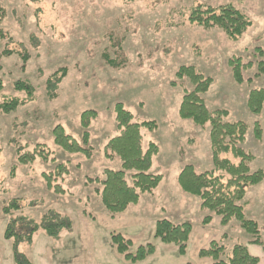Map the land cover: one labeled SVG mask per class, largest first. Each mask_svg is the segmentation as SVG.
Returning <instances> with one entry per match:
<instances>
[{"label":"rangeland","instance_id":"obj_1","mask_svg":"<svg viewBox=\"0 0 264 264\" xmlns=\"http://www.w3.org/2000/svg\"><path fill=\"white\" fill-rule=\"evenodd\" d=\"M202 3L233 4L252 25L234 41L220 28L191 24V7ZM0 7L5 11L0 30L6 36L0 34V50L25 48L30 54L25 67L17 54L0 57V104L12 97L27 100L9 114L0 109V208L13 198L20 199L21 206L12 215L0 211V264H16L14 242L4 235L11 218L41 222L53 212L68 217L71 226L57 237L39 229L30 242L21 243L18 250L33 264H211L199 252L213 240L229 249L244 243L264 264L263 246L251 243L252 235L237 219L221 224L220 217L202 209L201 199L184 192L177 180L186 164H193L198 172L214 168L210 125L198 126L179 116L185 90L194 88L188 78H178L181 66H195L212 78L202 95L207 107L227 110L226 121L247 125L241 147L255 157L250 171L264 167V107L254 114L247 102L251 90L264 88V73L258 68L264 55L256 51L264 49V0H0ZM234 57L254 64L243 71L241 83L230 65ZM60 68H66L67 75L51 99L47 79ZM19 80L33 86L31 99L15 89ZM118 103L135 121L152 122L142 129L144 150L150 142L158 145L150 172L163 179L152 192L142 193L136 204L112 217L101 202L98 181L106 169L118 170L122 165L107 148L120 132ZM86 110L96 112L88 127L81 120ZM257 124L262 128L260 139L254 132ZM58 125L81 144L88 132L87 152L69 153L58 146L53 134ZM41 150L46 158L37 155L27 164L18 161L19 154ZM221 157L239 162L232 153ZM59 165L67 172L59 174ZM217 174L228 178L225 172ZM241 203L245 216L258 223L264 242V181L248 187ZM208 214L213 219L204 225ZM161 218L192 224L185 255L178 246L155 238ZM116 233L132 241V252L146 243H153L156 252L141 262L128 261L112 244Z\"/></svg>","mask_w":264,"mask_h":264},{"label":"trees","instance_id":"obj_2","mask_svg":"<svg viewBox=\"0 0 264 264\" xmlns=\"http://www.w3.org/2000/svg\"><path fill=\"white\" fill-rule=\"evenodd\" d=\"M5 11L0 7V21H3ZM189 22L204 27L205 29L220 28L232 40L236 41L252 25L251 20L240 9L233 4H222L213 6L206 3L191 7ZM1 38H5L3 30H0ZM13 40L9 38V42ZM260 55H264L263 48H257ZM17 54L20 56L25 67L30 54L27 49L14 51L6 47L0 50V57ZM233 76L239 83L244 81L243 71L251 68L252 62L244 63L240 57H234L230 61ZM260 73H264V61L258 62ZM67 75L66 68H60L47 79L48 94L51 99L57 96V89L64 77ZM179 79L188 78L194 85L190 91L185 90L182 103L179 107V116L182 119L193 121L198 126L210 125V143L212 150V161L214 168L209 171L198 172L193 164H186L180 171L177 180L180 188L193 196L201 199V208L210 211L220 217L221 224L227 225L232 219H237L240 226L250 235L251 243L263 246L258 223L245 216L244 205L241 203L246 194L247 188L258 185L264 181V167L256 171H250V163L255 157L246 152L241 144L246 140L247 125L242 121L230 122L225 118L228 116L227 110L210 111L206 105L203 94L208 92L213 80L204 73L197 70L195 66H181L177 72ZM3 83L0 79V90ZM18 92H25L28 98L33 97V86L23 80L15 84ZM27 100L19 97L5 99L0 104L3 113L9 114L24 105ZM248 108L254 114L262 112L264 107V88H256L248 95ZM115 115L119 134L114 136L108 143L107 148L122 161L118 170L106 169L103 177L98 181L101 189L98 193L103 206L112 217L123 213L132 204H136L140 195L145 192H152L161 183L163 176L150 172L153 165V157L159 152L156 143L150 142L148 148L144 150L142 129L151 127L152 122H138L134 120L133 114L118 103L115 106ZM96 116L94 110H86L82 113L81 120L84 127H88L90 120ZM256 138H262V128L259 124L255 126ZM54 141L62 149L69 153L87 152L84 146L89 141V134H84L83 144L67 134L62 125H58L53 130ZM2 149L0 148V155ZM232 153L239 159L234 163L231 159L221 157L222 154ZM47 157L44 150L19 154L18 161L23 164L33 162L36 156ZM60 173L67 172L64 165H59ZM225 172L227 180L223 175L217 173ZM128 172H131V183L128 181ZM48 183L53 184L52 176H48ZM56 189L60 192V186L56 184ZM20 199L13 198L9 203L0 208L5 215H12L14 211L20 210ZM213 219L212 214L204 217L202 223L208 225ZM71 226V221L66 216L52 213L51 216L43 218L41 222L27 219L26 217L11 218L8 222L4 235L6 239L13 240L16 264H33L31 259L18 250V246L23 242H30L33 234L43 229L49 236L57 237L63 229ZM193 226L189 221L181 223L173 222L168 218H161L155 225V238L160 239L165 244L178 246L179 253L185 255L187 244ZM112 244L116 250L133 263L146 260L156 252L153 243H146L130 251L133 243L123 234L112 235ZM201 258H210L211 264H259L261 258L251 254L248 246L244 243H235L229 246L220 241L213 240L208 248L200 250Z\"/></svg>","mask_w":264,"mask_h":264},{"label":"crops","instance_id":"obj_3","mask_svg":"<svg viewBox=\"0 0 264 264\" xmlns=\"http://www.w3.org/2000/svg\"><path fill=\"white\" fill-rule=\"evenodd\" d=\"M261 262V261H260Z\"/></svg>","mask_w":264,"mask_h":264}]
</instances>
